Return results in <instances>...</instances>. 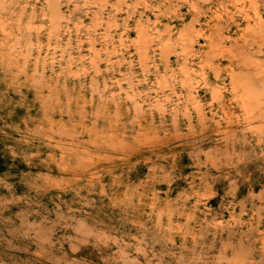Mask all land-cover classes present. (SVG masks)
Listing matches in <instances>:
<instances>
[{
	"label": "rangeland",
	"instance_id": "374dc122",
	"mask_svg": "<svg viewBox=\"0 0 264 264\" xmlns=\"http://www.w3.org/2000/svg\"><path fill=\"white\" fill-rule=\"evenodd\" d=\"M0 264H264V0H0Z\"/></svg>",
	"mask_w": 264,
	"mask_h": 264
},
{
	"label": "trees",
	"instance_id": "16d2710c",
	"mask_svg": "<svg viewBox=\"0 0 264 264\" xmlns=\"http://www.w3.org/2000/svg\"><path fill=\"white\" fill-rule=\"evenodd\" d=\"M0 169H1V167H0Z\"/></svg>",
	"mask_w": 264,
	"mask_h": 264
}]
</instances>
